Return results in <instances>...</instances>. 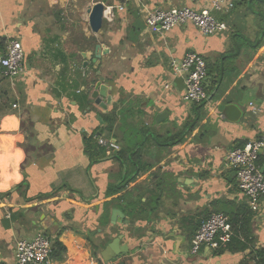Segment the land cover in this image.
Masks as SVG:
<instances>
[{
	"label": "crops",
	"instance_id": "1",
	"mask_svg": "<svg viewBox=\"0 0 264 264\" xmlns=\"http://www.w3.org/2000/svg\"><path fill=\"white\" fill-rule=\"evenodd\" d=\"M98 1L114 6V16L94 34L87 8ZM209 2L0 0V38L22 42L26 66L14 80L0 76V264L14 263L17 242L39 232L66 248L50 264H257L264 199L251 209L226 158L264 137V0H237L215 13L228 28L214 35L192 23L166 32L145 23L149 10ZM76 14L85 38L74 33ZM92 36L109 49L99 65L95 45L82 42ZM188 52L209 63L207 102L184 101L175 82L172 61ZM100 81L111 97L104 107L91 87ZM222 104L238 105L240 116L230 119ZM90 136L97 144L100 136L115 139L122 154L105 148L91 160ZM113 209L123 222L111 223ZM213 212L230 220L250 212L254 242L244 251L225 244L192 254L191 240ZM108 235H122L130 250L105 262Z\"/></svg>",
	"mask_w": 264,
	"mask_h": 264
},
{
	"label": "built area",
	"instance_id": "2",
	"mask_svg": "<svg viewBox=\"0 0 264 264\" xmlns=\"http://www.w3.org/2000/svg\"><path fill=\"white\" fill-rule=\"evenodd\" d=\"M104 3V2H103ZM105 4V3H104ZM236 5V0H210L209 5L201 10L185 6L182 8L154 9L147 11L145 23L148 28L170 31L187 23L194 24L203 34L214 35L225 31L227 24L215 13L228 12ZM105 18L114 16V6L105 4ZM118 9L124 10L120 4ZM176 76L187 73L186 88L182 98L190 103H204L210 98L206 87L208 66L205 58L196 52H188L183 58L172 61ZM26 73L25 51L19 39L8 40L0 48V76L14 80ZM171 83L166 86L169 87ZM17 105H14L16 107ZM258 108L253 106V112ZM223 117V116H222ZM98 142L105 147L108 155L120 150V145L113 138L98 137ZM264 152V137L253 139L244 146L231 148L227 153L226 166L235 172L239 189L247 198L252 210H259L264 199V164L260 155ZM234 235L230 219L223 212H213L196 230L191 240V253L198 254L204 246L218 249L228 244ZM53 239L39 232L32 238L20 239L15 248V262L10 264H50L52 260Z\"/></svg>",
	"mask_w": 264,
	"mask_h": 264
},
{
	"label": "water",
	"instance_id": "3",
	"mask_svg": "<svg viewBox=\"0 0 264 264\" xmlns=\"http://www.w3.org/2000/svg\"><path fill=\"white\" fill-rule=\"evenodd\" d=\"M105 9V4L102 1L95 2L87 8L89 27L94 34H98L103 28L105 19ZM80 53L83 58V66L84 68H87L89 64V53L85 50ZM107 53H109V49L104 44H100L99 42L96 43L94 46V57L92 62L97 63L99 65L101 57ZM187 75V73H184L183 75L178 76L175 80L180 90L186 88L185 78L187 77ZM91 87L95 89L93 92V97L96 104L104 107L105 105L102 103L103 99H107L108 102L111 101V97L108 96V84L100 81L93 84ZM220 110H224L228 114L229 118L232 120L237 119L240 116H238V114L236 115V113H240V108L238 105L222 104L220 106ZM166 113L167 112L158 114L157 120L159 121L160 118H164ZM262 169L264 170V167ZM122 216L124 217L123 213L119 209H113L111 223L114 225L118 222H123L124 219H122ZM121 236L122 235L112 238V235H108V237L111 238H107V241L104 240L101 243L102 248L100 254L103 261H111L120 257L123 253L129 252L130 248L121 243Z\"/></svg>",
	"mask_w": 264,
	"mask_h": 264
},
{
	"label": "trees",
	"instance_id": "4",
	"mask_svg": "<svg viewBox=\"0 0 264 264\" xmlns=\"http://www.w3.org/2000/svg\"><path fill=\"white\" fill-rule=\"evenodd\" d=\"M89 42H92L95 45L97 43L95 36L90 37ZM260 43L261 42H259L257 45L259 46ZM4 44H5V41L3 40V38H0V48H3ZM72 53L77 55L78 51L76 50ZM207 66H208V75H211L212 72H211V69L209 68V63H207ZM209 94H211V91L209 92ZM112 121L114 123L115 119H112ZM86 151L91 160H98V159L105 157L106 155L105 147H102L99 144H97L93 136L86 138ZM122 152L123 151L120 150L119 154L121 155ZM259 161L260 163L264 164V154L263 153L260 155ZM118 191L119 189L116 188L113 191V194H115ZM251 217H252V214L250 212H247L245 216L240 217L237 220H234V219L230 220V223L233 226L234 235L232 237V240L229 242V244H227L228 247L234 250L244 251L254 242V238L251 236V229H250ZM101 222L102 224H105L106 219L102 218ZM241 234H242V237L244 238H239V235ZM65 250L66 248L63 246V244L59 240H57V238H53L52 258L61 257ZM256 256L258 258L257 264H264V249L256 251Z\"/></svg>",
	"mask_w": 264,
	"mask_h": 264
},
{
	"label": "rangeland",
	"instance_id": "5",
	"mask_svg": "<svg viewBox=\"0 0 264 264\" xmlns=\"http://www.w3.org/2000/svg\"><path fill=\"white\" fill-rule=\"evenodd\" d=\"M244 4V3H243ZM243 6H241L240 10H243ZM76 22H79V25H77L74 29V33L75 35L77 36V38L81 39V38H85V35L83 33V31L81 30V22H80V16L78 14L75 15V18ZM165 32V31H164ZM90 38V37H89ZM83 44H85L84 46H89V44H91L90 42L88 41H82ZM27 60V59H26Z\"/></svg>",
	"mask_w": 264,
	"mask_h": 264
}]
</instances>
